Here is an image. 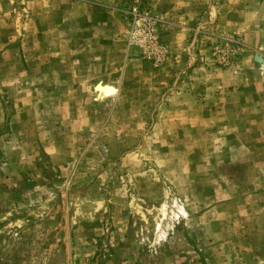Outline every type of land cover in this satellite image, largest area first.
<instances>
[{
	"label": "rangeland",
	"instance_id": "374dc122",
	"mask_svg": "<svg viewBox=\"0 0 264 264\" xmlns=\"http://www.w3.org/2000/svg\"><path fill=\"white\" fill-rule=\"evenodd\" d=\"M256 53L264 0H0V264H264Z\"/></svg>",
	"mask_w": 264,
	"mask_h": 264
},
{
	"label": "bare ground",
	"instance_id": "6f19581e",
	"mask_svg": "<svg viewBox=\"0 0 264 264\" xmlns=\"http://www.w3.org/2000/svg\"><path fill=\"white\" fill-rule=\"evenodd\" d=\"M96 89L100 91L101 94L109 95L115 92V89L110 84H99L95 86Z\"/></svg>",
	"mask_w": 264,
	"mask_h": 264
},
{
	"label": "water",
	"instance_id": "95a60500",
	"mask_svg": "<svg viewBox=\"0 0 264 264\" xmlns=\"http://www.w3.org/2000/svg\"><path fill=\"white\" fill-rule=\"evenodd\" d=\"M255 59L261 63V66H262V71L264 72V59H263V56L259 53H256L255 54Z\"/></svg>",
	"mask_w": 264,
	"mask_h": 264
},
{
	"label": "crops",
	"instance_id": "0c3cea01",
	"mask_svg": "<svg viewBox=\"0 0 264 264\" xmlns=\"http://www.w3.org/2000/svg\"><path fill=\"white\" fill-rule=\"evenodd\" d=\"M255 33H257L255 30H254ZM252 34V33H251ZM253 36V35H252ZM262 74V73H261Z\"/></svg>",
	"mask_w": 264,
	"mask_h": 264
}]
</instances>
